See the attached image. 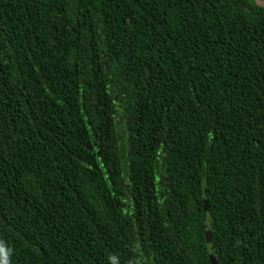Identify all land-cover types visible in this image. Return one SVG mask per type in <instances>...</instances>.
Masks as SVG:
<instances>
[{"label":"trees","instance_id":"16d2710c","mask_svg":"<svg viewBox=\"0 0 264 264\" xmlns=\"http://www.w3.org/2000/svg\"><path fill=\"white\" fill-rule=\"evenodd\" d=\"M206 232L264 264V0H0V264H211Z\"/></svg>","mask_w":264,"mask_h":264},{"label":"water","instance_id":"95a60500","mask_svg":"<svg viewBox=\"0 0 264 264\" xmlns=\"http://www.w3.org/2000/svg\"><path fill=\"white\" fill-rule=\"evenodd\" d=\"M206 246L208 249L211 264H218V262L216 261V257L214 255L213 249H212L211 236L209 232H206Z\"/></svg>","mask_w":264,"mask_h":264},{"label":"clouds","instance_id":"9594fccd","mask_svg":"<svg viewBox=\"0 0 264 264\" xmlns=\"http://www.w3.org/2000/svg\"><path fill=\"white\" fill-rule=\"evenodd\" d=\"M110 259H112V258H110ZM112 264H115V261L114 260H112Z\"/></svg>","mask_w":264,"mask_h":264}]
</instances>
